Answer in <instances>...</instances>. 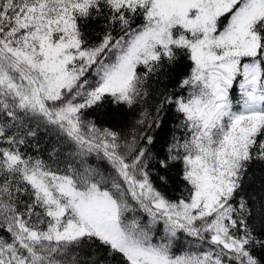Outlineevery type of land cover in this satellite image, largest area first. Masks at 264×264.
<instances>
[{
    "label": "snow or ice",
    "instance_id": "1",
    "mask_svg": "<svg viewBox=\"0 0 264 264\" xmlns=\"http://www.w3.org/2000/svg\"><path fill=\"white\" fill-rule=\"evenodd\" d=\"M180 59V91L127 134L89 118L139 105ZM166 105L181 135L154 152ZM33 121L63 148L30 154ZM256 162L264 0H0V264H264V204L257 221L242 195ZM181 236L195 250L177 251Z\"/></svg>",
    "mask_w": 264,
    "mask_h": 264
},
{
    "label": "trees",
    "instance_id": "2",
    "mask_svg": "<svg viewBox=\"0 0 264 264\" xmlns=\"http://www.w3.org/2000/svg\"><path fill=\"white\" fill-rule=\"evenodd\" d=\"M84 29L92 43H99L105 32L103 18L90 19L84 25ZM189 64L190 61L180 59L171 66L166 64L164 69L158 74L151 75L146 84L148 95L139 105L131 109L126 106L116 109L115 106L105 101L101 106L91 110L89 118L95 120L101 126H112L117 129H122L127 134L135 125L141 111L152 112L163 101L164 97L171 96L174 92L180 91L178 80L186 75ZM180 119L181 117L176 112L174 106L166 105L163 108L158 120L160 126L153 129V133L158 136V142L152 149L154 152L162 150L173 135H181V131L179 130ZM38 123L37 121H33L31 124L33 130L37 132V136L30 139L28 151L30 154H37L47 158L48 152L54 146L63 148L65 142L57 136L54 129L45 127L42 123H39L38 127ZM170 175L175 180V183H173V180H169L165 187L170 198H178L183 191V184L178 177V169H171ZM243 187L244 192L242 195L250 201L254 217L258 221L261 206L264 204V164L256 162L251 166L250 171L245 176ZM257 228L259 230L258 223ZM189 248L195 250L190 240L181 236L177 242V251H183ZM257 254H264V252L257 250Z\"/></svg>",
    "mask_w": 264,
    "mask_h": 264
}]
</instances>
